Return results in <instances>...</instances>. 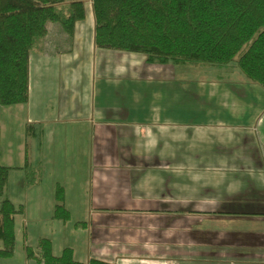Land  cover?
<instances>
[{
  "label": "crops",
  "instance_id": "obj_1",
  "mask_svg": "<svg viewBox=\"0 0 264 264\" xmlns=\"http://www.w3.org/2000/svg\"><path fill=\"white\" fill-rule=\"evenodd\" d=\"M77 1L87 18L74 38L49 23L30 53L29 102L0 106L2 163L11 169L6 195L23 208L15 217L14 256L0 264H38L23 247L38 255L41 239L52 241L55 256L70 248L83 264H264V150L217 155L218 163L205 166L177 148L185 135L173 133L183 125L175 74L153 69L140 54L96 48L92 1L66 3ZM241 78L222 81L230 99L237 84L253 83ZM191 85L209 100L210 83ZM246 91L257 102L247 103L244 114L255 110L256 118L246 130L263 145L264 100ZM28 125L34 136L26 135ZM236 158L247 174L255 168V181L229 177ZM26 159L43 169L32 188L24 185ZM198 167L216 174L204 176ZM244 180L250 192L242 193ZM58 186L67 222L53 219ZM200 186L214 192L202 196Z\"/></svg>",
  "mask_w": 264,
  "mask_h": 264
},
{
  "label": "trees",
  "instance_id": "obj_2",
  "mask_svg": "<svg viewBox=\"0 0 264 264\" xmlns=\"http://www.w3.org/2000/svg\"><path fill=\"white\" fill-rule=\"evenodd\" d=\"M95 46L140 54L149 65L174 67L193 64L217 69L238 67L249 81L264 89V0H92ZM87 18L83 1L0 0V106L25 105L30 97V53L47 34L49 23L59 24L72 40L78 23ZM35 126L26 127L34 136ZM11 169L2 163L0 129V259L13 258L15 217L23 213L7 197ZM26 188L42 181L41 165L26 159ZM53 219L67 222L65 191H55ZM27 260L38 264H83L65 248L53 254L50 239L35 250L24 245ZM87 264H110L92 259Z\"/></svg>",
  "mask_w": 264,
  "mask_h": 264
},
{
  "label": "rangeland",
  "instance_id": "obj_3",
  "mask_svg": "<svg viewBox=\"0 0 264 264\" xmlns=\"http://www.w3.org/2000/svg\"><path fill=\"white\" fill-rule=\"evenodd\" d=\"M84 1L90 3L92 0ZM88 9L90 10L89 6ZM55 25L61 27L59 24L55 23ZM151 67L153 69H160L161 66L156 65ZM164 67H166L167 70L166 75H171V72L175 74L176 80L174 83L177 84L178 92L180 89L182 90V96H179L177 103L179 107L182 106V117L179 120L182 121L183 125L177 127L173 133L184 134L185 137L183 142L178 143L177 148L192 151L196 158V162L205 166L218 163L217 155L221 157H224V155L227 157H235L238 153H244V151L250 152L253 151L252 149L259 148L264 150V144L260 145L256 131L252 129L249 131L246 130L248 124L255 121V110H251V114H244L248 111L247 103H257L246 90L251 94L253 92L257 97L260 96L264 100L263 90L261 91L259 87L253 83H248V85L245 84L246 87H243V84H237V86H235L237 88L233 89V94L236 98L232 97L230 99L229 97L232 94V90L228 84L222 83V81H229L230 78L232 81L234 79L236 82L242 81L241 76H244L241 74L238 67L234 65L229 69L224 68L222 70L209 65L204 66L198 64L186 67H174L172 65ZM244 79L246 78L244 77ZM246 80L249 81L248 79ZM203 82L210 83L212 86L211 88L209 87L210 89L208 90V101L199 99L191 85L192 83L194 85H201ZM240 88L246 90H241ZM197 90L200 92V95H205L206 93L203 86H199ZM263 105L261 101L259 106ZM249 107L251 106L249 105ZM260 118L264 119V113ZM181 126L183 128L179 129ZM254 135H256V137ZM28 144H30V141ZM242 161L243 160L239 158L235 159L234 164L236 168L234 170H227L229 172V177L231 175L232 177L248 179L252 176V180L255 181L257 179L255 168L248 170L249 174H247L243 170ZM198 168L204 176L207 174H216L214 172L215 170L212 168H209L208 172L205 167ZM243 182L247 183L248 187H243L242 193L250 192V183H248L247 180ZM221 188L225 187L221 186ZM199 189L200 191L198 193L202 196H210L214 192L213 188L210 186H200ZM214 209H217V207ZM217 222L218 221L212 224L216 226L218 224ZM30 227H32V223H30Z\"/></svg>",
  "mask_w": 264,
  "mask_h": 264
}]
</instances>
